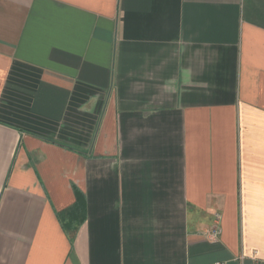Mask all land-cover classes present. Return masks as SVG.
<instances>
[{"label": "crops", "instance_id": "obj_1", "mask_svg": "<svg viewBox=\"0 0 264 264\" xmlns=\"http://www.w3.org/2000/svg\"><path fill=\"white\" fill-rule=\"evenodd\" d=\"M0 264H264V0H0Z\"/></svg>", "mask_w": 264, "mask_h": 264}, {"label": "trees", "instance_id": "obj_2", "mask_svg": "<svg viewBox=\"0 0 264 264\" xmlns=\"http://www.w3.org/2000/svg\"><path fill=\"white\" fill-rule=\"evenodd\" d=\"M84 200L80 194H77L76 203L69 209L59 214V219L66 231L72 233L75 227L82 224L85 221V208ZM72 241V236L70 237Z\"/></svg>", "mask_w": 264, "mask_h": 264}, {"label": "built area", "instance_id": "obj_3", "mask_svg": "<svg viewBox=\"0 0 264 264\" xmlns=\"http://www.w3.org/2000/svg\"><path fill=\"white\" fill-rule=\"evenodd\" d=\"M214 221H213V225L211 226V228L209 230H207L205 233H204V237L207 239V240H210V241H214L216 240L220 233H221V228H220V225H219V216L216 214L214 216Z\"/></svg>", "mask_w": 264, "mask_h": 264}]
</instances>
